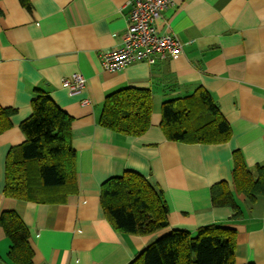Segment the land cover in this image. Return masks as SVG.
I'll return each instance as SVG.
<instances>
[{"label": "crops", "instance_id": "obj_1", "mask_svg": "<svg viewBox=\"0 0 264 264\" xmlns=\"http://www.w3.org/2000/svg\"><path fill=\"white\" fill-rule=\"evenodd\" d=\"M132 0H0V105L12 107V126L0 134V217L17 210L30 231L34 264H130L173 229L193 235L216 224L234 230L235 264H264V195L252 201L237 190L234 153L255 172L264 165V0H175L158 28L177 37L183 51L154 63L138 60L107 71L100 53L122 45ZM82 73L86 87L71 95L62 78ZM209 91L232 127L218 144L166 137L164 102ZM137 87L153 98L150 128L140 136L100 123L105 99ZM50 94L73 117L78 188L64 202L6 196V161L26 136L35 91ZM88 98L90 102L83 104ZM126 170L163 192L169 225L156 232L116 230L101 205V186ZM225 182L236 205L216 206L212 186ZM11 240L0 224V264Z\"/></svg>", "mask_w": 264, "mask_h": 264}, {"label": "trees", "instance_id": "obj_2", "mask_svg": "<svg viewBox=\"0 0 264 264\" xmlns=\"http://www.w3.org/2000/svg\"><path fill=\"white\" fill-rule=\"evenodd\" d=\"M31 8L30 0H20ZM33 112L21 123L26 140L11 148L6 161V196L24 201L64 202L77 191L76 151L72 145L73 117L47 92L37 89ZM153 98L149 89L126 87L105 99L100 123L119 133L144 134L151 126ZM12 107L0 105V134L12 126ZM162 129L172 141L218 144L230 140L232 127L213 95L198 87L189 96L162 105ZM233 177L238 191L252 201L264 195V165L250 170L242 154L234 153ZM216 206L236 205L225 182L212 186ZM101 205L112 226L124 233H152L169 225L163 192L136 171L126 170L101 186ZM0 224L11 240L8 258L14 264H34L30 231L17 210L5 211ZM233 229L211 224L193 235L173 229L161 236L130 264H235Z\"/></svg>", "mask_w": 264, "mask_h": 264}, {"label": "built area", "instance_id": "obj_3", "mask_svg": "<svg viewBox=\"0 0 264 264\" xmlns=\"http://www.w3.org/2000/svg\"><path fill=\"white\" fill-rule=\"evenodd\" d=\"M175 0H132L128 25L121 46L100 53L101 63L107 71H119L135 61L154 63L183 51L181 41L174 35L161 32L158 21L173 6ZM87 80L82 73L62 78V84L71 95L83 92ZM85 98L82 103L88 104Z\"/></svg>", "mask_w": 264, "mask_h": 264}]
</instances>
